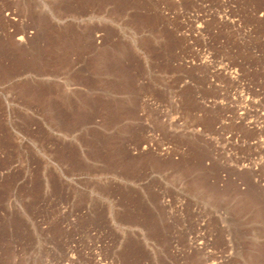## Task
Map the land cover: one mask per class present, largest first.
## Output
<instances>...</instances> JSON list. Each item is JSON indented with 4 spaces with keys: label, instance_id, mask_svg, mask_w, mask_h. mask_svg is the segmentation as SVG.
<instances>
[{
    "label": "rangeland",
    "instance_id": "374dc122",
    "mask_svg": "<svg viewBox=\"0 0 264 264\" xmlns=\"http://www.w3.org/2000/svg\"><path fill=\"white\" fill-rule=\"evenodd\" d=\"M0 264H264V0H0Z\"/></svg>",
    "mask_w": 264,
    "mask_h": 264
}]
</instances>
